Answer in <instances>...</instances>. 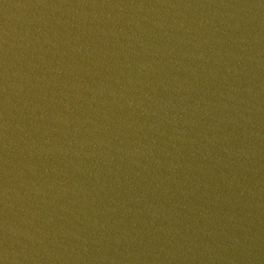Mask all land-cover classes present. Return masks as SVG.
Listing matches in <instances>:
<instances>
[{
  "label": "water",
  "instance_id": "water-1",
  "mask_svg": "<svg viewBox=\"0 0 264 264\" xmlns=\"http://www.w3.org/2000/svg\"><path fill=\"white\" fill-rule=\"evenodd\" d=\"M264 29V0H0V77L98 70Z\"/></svg>",
  "mask_w": 264,
  "mask_h": 264
}]
</instances>
